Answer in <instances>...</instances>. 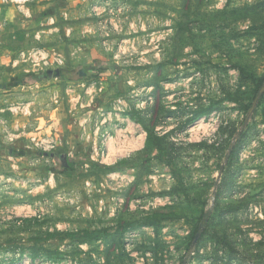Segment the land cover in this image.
<instances>
[{
	"label": "rangeland",
	"instance_id": "obj_1",
	"mask_svg": "<svg viewBox=\"0 0 264 264\" xmlns=\"http://www.w3.org/2000/svg\"><path fill=\"white\" fill-rule=\"evenodd\" d=\"M2 1L0 264H264V0Z\"/></svg>",
	"mask_w": 264,
	"mask_h": 264
},
{
	"label": "crops",
	"instance_id": "obj_2",
	"mask_svg": "<svg viewBox=\"0 0 264 264\" xmlns=\"http://www.w3.org/2000/svg\"><path fill=\"white\" fill-rule=\"evenodd\" d=\"M20 7L22 6H18V8ZM23 12L25 14V11ZM17 13H18L17 9L12 10V7L8 5H3V1L0 0V55H1V58H3L4 55H7L12 45H18V44L21 45L23 44V40L26 39L25 36L27 33H26V29H24L26 20H23V22L17 20L16 19ZM5 60H1V61L4 62ZM35 82L36 80L33 83ZM13 96L14 95L11 93L10 86H8L7 84L6 86H4V83H0V121L8 122V120L12 118L10 116V114L12 113V110H15V111L18 110L17 109L18 106H15Z\"/></svg>",
	"mask_w": 264,
	"mask_h": 264
},
{
	"label": "trees",
	"instance_id": "obj_3",
	"mask_svg": "<svg viewBox=\"0 0 264 264\" xmlns=\"http://www.w3.org/2000/svg\"><path fill=\"white\" fill-rule=\"evenodd\" d=\"M238 71H239V75H241V76H243V77H248V76H250L251 78H254V77L251 76V75H247V74L245 73V71H244L243 68H239ZM260 84L262 85V80H261V79H260ZM260 84H259V85H260ZM150 143H151V135H150L149 132H147V137H146V140H145V144H146V145H150ZM67 235H68V236H75L74 233H67ZM46 237H47V238H51V237H52V234L49 233V234L46 235Z\"/></svg>",
	"mask_w": 264,
	"mask_h": 264
},
{
	"label": "built area",
	"instance_id": "obj_4",
	"mask_svg": "<svg viewBox=\"0 0 264 264\" xmlns=\"http://www.w3.org/2000/svg\"><path fill=\"white\" fill-rule=\"evenodd\" d=\"M9 1H10V2H15V3L20 4V3L25 2V1H27V0H9Z\"/></svg>",
	"mask_w": 264,
	"mask_h": 264
}]
</instances>
